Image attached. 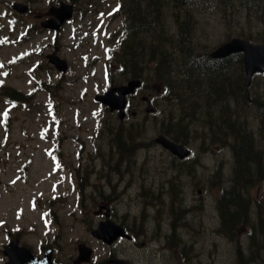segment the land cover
Here are the masks:
<instances>
[{
    "label": "rangeland",
    "instance_id": "rangeland-1",
    "mask_svg": "<svg viewBox=\"0 0 264 264\" xmlns=\"http://www.w3.org/2000/svg\"><path fill=\"white\" fill-rule=\"evenodd\" d=\"M14 1H30L32 12L39 15L57 0ZM186 1L190 4L186 8L165 3L163 31L154 29L151 40L141 43L139 56H154L144 66L147 83L155 84L157 110L143 111L123 124L94 99L111 80L118 83L124 78L119 72L124 45L116 52L110 38L119 22L109 24L106 31L96 29V35L93 29L67 26L52 40L40 25L25 30L24 25L35 24L34 18L17 17L13 7L0 0V23L5 22L0 26V264L6 261L3 246L16 236L37 255L53 245L56 260L64 264H73L82 242L93 249L89 264H108L113 257L131 264H241L239 250L244 259L254 257L247 264H264V248L253 250L246 229L229 234L221 226L220 198L232 189L236 161L227 141H220L231 119L218 120L222 111L226 116L230 109L234 116L237 111L241 127L262 150L264 170V111L252 101L238 99L230 108L228 96L218 95H227L228 85L241 80L237 64L213 72L202 66L184 70L189 50L174 52L176 44L186 46L190 41L189 48L207 66L205 54L223 42L261 29L264 35V21L249 15L252 9L245 8L242 0H234L226 11L218 4ZM11 19L15 28L9 26ZM171 31L170 50L163 55L159 50H165ZM55 51L68 61L67 72L49 64L47 55ZM250 91L257 98L264 94V76L257 77ZM178 121L188 130L182 140L191 150L182 161L151 143L168 128L180 131ZM120 128L127 136L142 135V141L131 145L129 157L118 155L112 141L113 130ZM249 166L253 170L257 163L250 161ZM114 185L132 186V196L109 207L113 219L131 228L134 239L109 246L91 235L107 205L90 199L94 192L90 186L111 193ZM145 185L154 193L164 186L163 200L148 210L142 202L135 203L139 199L134 192ZM242 193L258 230L264 222V182L242 188ZM179 196L183 203L177 201Z\"/></svg>",
    "mask_w": 264,
    "mask_h": 264
},
{
    "label": "flooded vegetation",
    "instance_id": "flooded-vegetation-1",
    "mask_svg": "<svg viewBox=\"0 0 264 264\" xmlns=\"http://www.w3.org/2000/svg\"><path fill=\"white\" fill-rule=\"evenodd\" d=\"M4 4H6L8 7H13V5L16 3L14 0H5ZM15 2V3H14ZM26 5V12L19 13L13 8V12L17 17L19 15H28L32 16L34 18L35 24L31 23L24 25V28H32L35 26L37 28L39 25L41 29L44 30V26L46 24V21L51 17V9L52 7L59 6L62 2H66V0H57L56 2H52L49 4V6L46 8L47 10L43 9L42 12L37 15L35 12H32L33 5L30 1H18ZM69 3L73 5V17L71 21H69L66 26L76 25V26H82L86 27L88 29H106L108 27L107 22L109 24H113L115 20L119 22L118 24V31L122 34L124 33L126 28L133 24L134 20L137 19L139 12L142 10H149L150 7H143L140 5L139 0H72ZM3 11V10H2ZM4 15V12H1ZM30 14V15H29ZM5 25V22L0 23V26ZM9 26H13L12 19L9 20ZM65 26V27H66ZM64 27V28H65ZM63 28V29H64ZM49 33L52 35L58 34L55 32H52L51 30H48ZM129 35H134L133 33L129 32ZM125 39L123 42H118L119 45H124ZM130 67L124 63H122V68L120 69L121 72L127 71ZM131 75H128L122 82H119L118 84H125L131 79L136 78H142L143 84L141 88L134 94L132 97L136 99V102L130 104L127 109V115H134L135 117L139 116V114L143 111H146V107L148 106L149 102H151V95L149 92H146L147 83L144 81L142 74H136L135 70L131 69ZM116 83L111 82V85H114ZM150 87V86H149ZM144 91V92H142ZM146 92V93H145ZM127 120V118H126ZM110 169L113 167H109ZM116 174H118V170H114ZM125 187L122 193H118V191ZM164 186H161L159 190H161L159 193H154L153 189L145 186H139L137 190L134 192L135 198H138L139 200L135 201V203L142 202L140 205L145 206H152L155 205V203L160 200H163L162 192ZM111 193H106L104 191V188H97L93 186L94 192L91 195L90 199L94 201V203L99 202V205L106 204V205H112L115 202L118 201L119 198L124 197V201H126L125 196H132V192L130 191L132 189L131 185H121L115 187V185L112 187ZM117 188V190H116ZM134 189H136L135 186H133ZM183 203V198L179 196L177 198L178 202ZM174 201V196H172V200ZM176 203V201H174ZM177 204V203H176ZM121 222V221H120ZM126 228V230L130 233V235L133 238L134 233L131 231V228L123 224ZM131 231V232H130Z\"/></svg>",
    "mask_w": 264,
    "mask_h": 264
},
{
    "label": "trees",
    "instance_id": "trees-1",
    "mask_svg": "<svg viewBox=\"0 0 264 264\" xmlns=\"http://www.w3.org/2000/svg\"><path fill=\"white\" fill-rule=\"evenodd\" d=\"M146 1V0H145ZM201 1V0H200ZM208 1L210 3L217 2L220 3L225 9H231L234 4V0H203ZM245 1V0H243ZM147 3V2H146ZM184 4L186 1L183 0H172L170 4ZM167 4V3H166ZM165 0H151L150 5L151 7H154L155 14L150 13H140V19L139 22L136 23L137 27L134 26V32L136 33H142L143 31H149L153 27H159L158 25H153L154 22H159L161 18V9L164 8ZM219 4V5H220ZM243 6L245 8H250L252 11H248L249 15H256L258 19L261 21H264V0H246L243 3ZM260 25L262 26L261 22L259 21ZM162 27V26H161ZM254 36L251 35V38ZM257 40H264V37H261V35L254 37ZM182 50V49H181ZM161 54L165 55V51L159 50ZM157 52V49H156ZM189 53L192 54L191 49L189 48ZM238 64L241 67L242 70V59L241 57H238ZM196 62L199 66V58H197L194 55V59L192 60ZM238 99L244 98V94L242 92V86L238 85ZM259 108L261 110L264 108V103L259 102L258 103ZM180 130L179 132H175L174 137L177 139L180 136L184 134V132ZM237 135L240 136V140L237 141V143L232 147L234 154H235V161H236V175L238 178L236 179V183L233 186L231 191H228L227 193H224L220 199V212L222 217V226L223 229L227 233H233L235 231H240L242 229H248V234L251 237L253 241L254 248L253 250L257 251L260 248H264V222L262 220L260 221L258 230L256 229L257 224L252 222V220L249 218V215L247 213L248 209V202L249 200H243L240 198L239 191H237L242 185L247 186V184H254L255 180H260L264 178V170L261 163V156H262V150L253 148L254 145V138L250 134H248L245 130L238 129L236 132ZM175 138H173L175 140ZM178 140V139H177ZM121 148H125L124 145L120 146ZM132 146L126 147L128 149H132ZM255 161L257 163V167H254V171L250 168L249 162ZM256 177H258L256 179ZM259 182V181H257ZM261 233V236L259 235ZM259 238L262 239V241H259ZM254 254V253H253ZM254 256V255H253ZM254 259V257H247L244 259L243 254L241 250L238 251V259L239 263L241 264H247L249 259Z\"/></svg>",
    "mask_w": 264,
    "mask_h": 264
},
{
    "label": "water",
    "instance_id": "water-1",
    "mask_svg": "<svg viewBox=\"0 0 264 264\" xmlns=\"http://www.w3.org/2000/svg\"><path fill=\"white\" fill-rule=\"evenodd\" d=\"M63 8L55 10V13L59 11L58 16L54 19V24L51 26H58L66 18L71 16L70 6L63 5ZM243 53L244 54V70L247 75V83L249 84L252 76L257 73H264V44H254L248 40L241 38H234L231 41L221 45L211 56L213 58H224L231 54ZM50 60L54 63L59 70L65 71L67 64L64 60H61L55 55L50 56ZM140 82L135 81L131 83L130 87H118L115 90L119 92V96H116L112 91L108 92L103 97H98L106 104L111 106V109H120L121 111L125 105V94L133 92L136 86H139ZM123 116V113L120 115ZM161 144L169 149L173 154H176L180 158H184L189 155V150L184 146H179L166 139H158ZM93 235L111 244L119 237L124 236L125 232L121 226L115 224L112 221H106L101 223L100 227L93 231ZM92 250L86 247L84 244L80 246L81 259L83 261H90ZM4 254L9 256V261L6 264H53L51 262L52 254L47 252L44 259L32 255L31 251L26 247L19 246V241L14 240L5 247ZM116 264H128L125 261H115ZM57 264V263H55Z\"/></svg>",
    "mask_w": 264,
    "mask_h": 264
}]
</instances>
